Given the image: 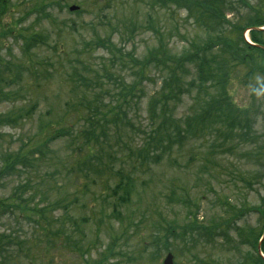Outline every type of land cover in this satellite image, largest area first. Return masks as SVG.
Here are the masks:
<instances>
[{"label":"rangeland","instance_id":"374dc122","mask_svg":"<svg viewBox=\"0 0 264 264\" xmlns=\"http://www.w3.org/2000/svg\"><path fill=\"white\" fill-rule=\"evenodd\" d=\"M73 5L79 7L78 12L69 11ZM227 18L236 21L233 14ZM205 38L204 29L187 21L185 10L164 8L160 0H0V72L5 78L0 90L9 95L0 99V117L9 116L10 123L0 127V200L10 197L19 183L37 171L43 177L57 171L54 184L59 183L61 198L81 189L78 180L86 185L76 200L68 198L75 202L64 216L75 227V235L81 233V251L74 253L64 236L55 243L40 237L35 225L15 220L10 212L1 215L0 210V231L15 232L23 241L21 246L29 237L40 245L15 251L5 264H98L102 255L109 264H162L168 253L173 254L174 264H242L244 254L254 250L255 236V247L262 246L264 76L255 73L248 76L249 81V69L241 66L228 69L231 79L226 94L234 106L246 111L243 117L237 114L243 126L227 127V122L208 120L205 131L185 140L182 147L170 143L164 156L144 158L147 163L140 166L134 154L138 155V144L151 131L148 108L170 78L173 65L168 64L163 71L146 70L138 78L139 87L129 106L121 107L124 124L107 118L105 136L97 135L109 144L104 159L114 161L108 175L99 178L95 171L77 165L80 141L74 131L50 140L44 150L46 159L62 160L68 155L66 168L46 160L34 168L20 164L8 173L1 171L2 154L27 150L26 143L35 140L38 132L59 128L64 121L68 126L83 117L74 112L79 101L95 99L102 89L99 104L115 102L121 87L136 81L130 65L105 73V68L111 69L113 56L131 55L141 62L161 45L181 56L190 42ZM244 38L251 42L249 33ZM98 40L108 49L96 48L92 43ZM221 56L226 55L220 49L207 52L210 59ZM78 58L91 65L89 73L75 64ZM189 70L187 75L181 72L182 84L193 93L183 96L174 114L182 125L193 113L194 100L201 106L203 99L209 100L198 89L196 65ZM83 77L93 79L94 84L76 89ZM214 85L213 92L217 90ZM170 107L174 109L175 100ZM120 148L130 154L121 159ZM121 175L134 181L131 202L118 203L112 194ZM40 186L48 190L47 182ZM56 216L61 217L62 210ZM83 219L88 221L82 223ZM60 228L57 223L55 229ZM168 229L174 235L176 231L184 234L183 239L172 238ZM45 246H55L52 255Z\"/></svg>","mask_w":264,"mask_h":264},{"label":"trees","instance_id":"16d2710c","mask_svg":"<svg viewBox=\"0 0 264 264\" xmlns=\"http://www.w3.org/2000/svg\"><path fill=\"white\" fill-rule=\"evenodd\" d=\"M164 8L176 7V9H183L187 12V21H193L194 24L204 29L206 38L200 42H190L191 45L183 51L181 56H176L167 51L161 45L157 50L150 53L149 57L141 62L133 59L131 55H127L129 60H126L122 55L113 56L109 61L111 69L105 68V73L116 71L118 69L125 70L128 65L135 70V79L131 85L124 88L121 87L119 95L115 102H108L106 104H99L101 100V92L96 94L93 100L79 101L77 104L78 109L74 112L78 116L77 121L66 125L65 121L63 126L55 129H46L44 133L38 132L35 140L30 139L26 145L27 150L22 149L14 155L4 153L2 154V174L11 169H15L18 165H26V168H34V164L49 160L55 162L56 167L66 168L69 156L64 159L53 160L46 159L44 150L49 148L50 140L57 139L63 136H71L74 131L80 145L79 149V167L85 168L89 171H95L99 178L108 175L113 169L114 161L111 158L104 159L109 144L107 139L100 141L98 134L105 136L104 125L107 123V118H111L114 124H124V119L121 114V107L129 106L131 96L135 95L134 92L139 87L138 78H143L146 70H162L168 64H172L170 69V78L164 80L162 83L161 94L149 105L148 111L152 119V128L146 140L138 144L136 162L140 166L147 163L144 158L152 155L164 156L170 149V143L182 144L188 138H193L204 132L207 121L211 120L214 123L220 121L227 122V127L243 126V120L240 121L238 117H243L246 113L240 107L234 106L229 100L226 91V85L230 81V73L228 69L235 70L241 66L249 73L246 76L251 77L255 73L264 76V31L260 28L264 27V0H160ZM235 16V23L229 20L228 15ZM249 31L251 43L246 41L244 33ZM38 34H36V37ZM96 48L102 47L107 50L104 43L95 41L92 43ZM220 49L226 56L208 58L207 52ZM188 52V53H187ZM216 58H219L216 60ZM84 72L89 73L91 65L84 59H77L74 61ZM263 62V63H262ZM12 63V62H7ZM196 65L197 75L199 82L202 85L198 89L202 90V96H207L208 101L203 98L202 106L200 101L194 100L193 113L186 119L182 125L178 119L175 118V110L178 104L183 100L185 94L192 95L193 91L182 84L181 72L184 75L189 74V68ZM72 66V64H71ZM149 70V72L151 71ZM215 79V81H214ZM211 80V81H210ZM250 81V79H248ZM93 79L79 81L76 89L81 85L89 88L94 84ZM208 81H210L208 83ZM5 78L0 72V84L3 85ZM217 90L215 92V85ZM208 83V84H206ZM98 85L97 82H95ZM264 85V82H262ZM195 85L193 82L189 85L191 88ZM255 88H260L259 83L254 84ZM263 89V87H261ZM3 88L0 90V99H7L9 95L4 94ZM175 100V107L171 109L170 101ZM82 102V104H80ZM240 113V114H239ZM89 114L88 118L84 115ZM237 114L239 116L237 117ZM9 116L0 117V127L4 124L10 125L8 122ZM248 123V121L246 122ZM89 126V128H88ZM52 127V126H51ZM67 128V131H62V128ZM173 135V136H172ZM122 140V139H121ZM123 142V141H122ZM126 143L123 142V145ZM128 149L120 148L118 151L122 158H126ZM44 158V159H43ZM157 160V158H155ZM70 168L68 169V171ZM8 173V172H6ZM57 171L50 174H45V177L40 175V171L35 172L34 175L29 174L25 183H19L11 196L0 200L1 215L10 212L14 214L15 220L25 221L29 225L33 224L35 233H39L40 237L52 241L64 236L65 243L73 246V252H79L80 241H82L81 233L75 235V227L64 218L67 215L69 205L74 204L78 194L85 191L86 185L83 180H78L81 189H77L72 196L66 194L61 198V193L58 190L59 183L54 184ZM11 176H16L11 174ZM18 177V176H17ZM48 184V190H44L40 183ZM135 185L131 177L120 176L119 181L116 182L112 188V194L116 197L118 203L125 201L131 202ZM74 197L75 200L68 198ZM62 210V216L57 217L56 212ZM83 219L82 223L87 222ZM57 223H60V229L56 230ZM79 225V224H76ZM186 229V227H185ZM172 238L183 239L184 234L169 231ZM37 235V234H36ZM263 235V234H262ZM116 238L115 240H118ZM25 245L21 246L23 241H19L15 232L7 230L0 231V260L5 264L6 260H11L15 251L20 252L25 249L29 244L38 248L40 245L35 244L33 237H29L25 241ZM115 241L110 243L113 245ZM254 250L247 251L244 254L242 264H264V257L260 255L259 247L257 246V237L253 239ZM45 249L52 255L55 246H45ZM253 248V246H252ZM261 252L264 255V242L262 244ZM83 249V247L81 248ZM108 258L103 256L97 262L98 264H109ZM117 263V262H116ZM88 264V262H85ZM115 264V263H113Z\"/></svg>","mask_w":264,"mask_h":264},{"label":"water","instance_id":"95a60500","mask_svg":"<svg viewBox=\"0 0 264 264\" xmlns=\"http://www.w3.org/2000/svg\"><path fill=\"white\" fill-rule=\"evenodd\" d=\"M69 10L71 12H75V11H78L79 10V7L73 5V6H71L69 8ZM261 30H264V29H261ZM263 239H264V234H263ZM162 264H174V256H173V254H171V253L167 254L166 257L164 258Z\"/></svg>","mask_w":264,"mask_h":264}]
</instances>
